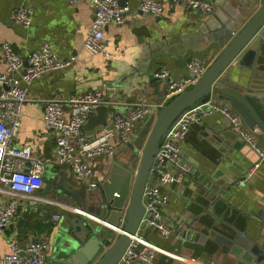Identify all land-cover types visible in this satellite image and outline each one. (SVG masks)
Instances as JSON below:
<instances>
[{
    "label": "crops",
    "instance_id": "1",
    "mask_svg": "<svg viewBox=\"0 0 264 264\" xmlns=\"http://www.w3.org/2000/svg\"><path fill=\"white\" fill-rule=\"evenodd\" d=\"M140 1L120 0L132 9ZM214 1L215 9L209 14L191 11L176 3L167 4L159 16L130 12L124 24L105 27L106 53H95L85 46L95 12L88 0L76 4L68 0H0V71L5 67L1 51L4 41L10 42L23 57L37 50L43 42H48L60 58L74 56L69 66L32 82L28 100L23 105L21 126L13 142L17 146H31L43 163L44 180L56 177L66 187L79 192L74 204L67 199L57 201L42 192L44 181L42 188L33 194L18 196V212L0 233V256L9 250L11 240L25 243L30 238L46 236L49 242L46 264L64 261L65 254L73 250L58 229L67 221L65 217L77 214V208L95 215L89 209L88 192L103 179L113 162H125L135 168L138 164L139 157L125 145L127 142L121 143L119 132L114 130L115 112L135 102L160 101L167 84L154 76L158 69L167 67L175 78H180L190 74L187 62L193 58L210 64L226 43L220 44V27L236 20V16L249 17L262 3V0ZM23 4L34 8L29 27L12 17L13 9ZM241 68L237 72L245 73L244 85L264 94V68L255 70L254 79L252 72L245 70L247 66ZM92 89L104 92L108 108L102 114L93 112L97 119L89 124L88 117L83 132L90 140L110 133L116 151L93 158L92 177L79 182L67 164L57 161L56 135L45 128L43 115L46 100L69 98ZM211 99L229 103L218 95ZM147 119L139 123L132 139ZM256 136L264 147V134L260 129ZM181 148L183 156L194 164L193 171L183 183L172 184L164 190L168 194L167 212L183 220L182 229L189 230L191 225L189 237L172 242L152 228L145 230L146 236L165 249L202 262L250 264L243 257L246 251L237 256L216 236L233 239L241 233L264 251V164L247 183L238 182L258 156L236 137L228 119L219 113L206 116L201 123H193ZM54 214L61 216L55 218ZM94 217L102 221L99 216ZM122 221L123 218L116 229L109 225L113 239L118 236ZM146 264L186 263L159 254L155 261Z\"/></svg>",
    "mask_w": 264,
    "mask_h": 264
},
{
    "label": "built area",
    "instance_id": "2",
    "mask_svg": "<svg viewBox=\"0 0 264 264\" xmlns=\"http://www.w3.org/2000/svg\"><path fill=\"white\" fill-rule=\"evenodd\" d=\"M79 1L81 0H68L71 4ZM88 1L95 12L85 46L95 53H106L105 27L124 24L130 12L159 16L165 6L171 3L182 4L187 9L202 14H209L215 9L214 0H141L134 9L122 4L120 0ZM33 14V6L26 4L17 6L12 11V17L26 27L30 26ZM1 51L5 67L0 71V233L4 232L18 212V196L31 195L44 185L43 163L39 156L33 153L31 146H17L13 142L21 126L23 105L28 100L30 85L45 74L69 66L74 60V56L60 58L48 42H43L26 57L19 54L8 41L1 44ZM208 66V62L193 58L187 62L190 74L180 78H175L167 67L158 69L154 76L167 84L162 99L154 103L135 102L113 115V127L119 132L121 143L132 140L139 123L156 113L159 107L191 88ZM107 103L108 100L100 89L73 94L69 98L53 97L45 101L43 123L47 130L56 135L57 161L67 164L79 182L88 181L92 177L93 158L101 154H114L116 151L110 133L90 140L83 132V125L89 115L97 107ZM214 113L226 117L236 137L258 156V160L238 182L247 183L257 168L264 164V147L258 142L257 130L248 128L241 115L229 103L210 99L185 109L171 124L154 155L143 194L145 213L137 232L131 235L123 256L116 264L151 263L159 254L186 264H214L165 249L145 234L147 228H152L172 242L179 238L188 239V228H181L183 220L167 212L168 194L164 189L172 184H181L190 177L194 164L183 156L181 143L193 123H201L206 116ZM76 210L95 218L81 209ZM60 216L61 214L53 215L55 218ZM48 244L46 236L33 237L25 243L11 240L9 250L0 256V264H46Z\"/></svg>",
    "mask_w": 264,
    "mask_h": 264
},
{
    "label": "water",
    "instance_id": "3",
    "mask_svg": "<svg viewBox=\"0 0 264 264\" xmlns=\"http://www.w3.org/2000/svg\"><path fill=\"white\" fill-rule=\"evenodd\" d=\"M219 33L222 36L220 44L226 43L204 74L191 88L159 107L135 138L125 144L139 157L136 168L115 161L103 179L89 190V209L104 222L82 213L65 217L67 221L58 229L73 250L66 253L64 261L59 264H116L121 259L145 213L143 194L154 155L171 124L188 107L216 95L224 97L248 128L260 129L264 134V94L244 85L245 73L237 72L242 66H247L245 70L251 71L254 79L255 70L264 68V0L249 17L236 16V20L221 26ZM107 108L101 105L93 112L104 113ZM93 112L89 115V124L97 119ZM44 181L42 192L52 195L57 201L67 199L68 203L76 202L78 190L66 187L56 177L45 178ZM122 218L118 236L113 239L109 225L119 226ZM216 239L225 243L237 256L246 251L243 257L250 264H264V251L241 233L233 239L221 235Z\"/></svg>",
    "mask_w": 264,
    "mask_h": 264
},
{
    "label": "flooded vegetation",
    "instance_id": "4",
    "mask_svg": "<svg viewBox=\"0 0 264 264\" xmlns=\"http://www.w3.org/2000/svg\"><path fill=\"white\" fill-rule=\"evenodd\" d=\"M87 214H89V213H87ZM93 216H95L94 214H93ZM88 217V216H87ZM98 217V216H97ZM88 218H91V217H88ZM94 220H97V219H95V218H93ZM101 222H104V221H101ZM107 224V223H106ZM114 227H116V226H114ZM113 227V228H114ZM121 228V227H120ZM114 229H116V228H114Z\"/></svg>",
    "mask_w": 264,
    "mask_h": 264
},
{
    "label": "trees",
    "instance_id": "5",
    "mask_svg": "<svg viewBox=\"0 0 264 264\" xmlns=\"http://www.w3.org/2000/svg\"><path fill=\"white\" fill-rule=\"evenodd\" d=\"M231 221L233 220V219H230ZM239 226H241V225H239Z\"/></svg>",
    "mask_w": 264,
    "mask_h": 264
},
{
    "label": "bare ground",
    "instance_id": "6",
    "mask_svg": "<svg viewBox=\"0 0 264 264\" xmlns=\"http://www.w3.org/2000/svg\"><path fill=\"white\" fill-rule=\"evenodd\" d=\"M120 231V230H119Z\"/></svg>",
    "mask_w": 264,
    "mask_h": 264
}]
</instances>
